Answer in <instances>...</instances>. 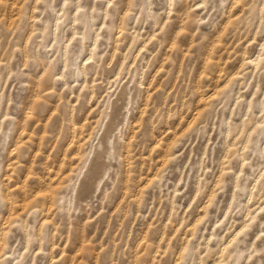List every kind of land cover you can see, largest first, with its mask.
Masks as SVG:
<instances>
[{"label": "rangeland", "instance_id": "rangeland-1", "mask_svg": "<svg viewBox=\"0 0 264 264\" xmlns=\"http://www.w3.org/2000/svg\"><path fill=\"white\" fill-rule=\"evenodd\" d=\"M0 264H264V0H0Z\"/></svg>", "mask_w": 264, "mask_h": 264}, {"label": "bare ground", "instance_id": "bare-ground-1", "mask_svg": "<svg viewBox=\"0 0 264 264\" xmlns=\"http://www.w3.org/2000/svg\"><path fill=\"white\" fill-rule=\"evenodd\" d=\"M120 29V28H119ZM248 59V58H247ZM250 59V58H249ZM254 59H257V58H254ZM252 60V59H251ZM253 62H256L255 60L253 61ZM254 65H256V63L254 64Z\"/></svg>", "mask_w": 264, "mask_h": 264}]
</instances>
